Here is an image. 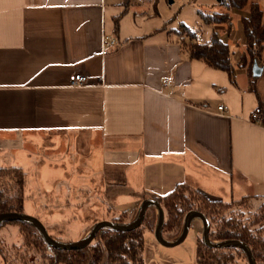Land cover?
<instances>
[{
    "label": "crops",
    "instance_id": "1",
    "mask_svg": "<svg viewBox=\"0 0 264 264\" xmlns=\"http://www.w3.org/2000/svg\"><path fill=\"white\" fill-rule=\"evenodd\" d=\"M199 10L228 11L230 31ZM248 13L218 0H0V166L24 172L23 212L49 231L85 206L110 218L122 210L110 200L134 206L178 183L211 199L264 196V66L237 65ZM181 23L201 42L220 35L233 79L190 56ZM104 35L118 44L103 49ZM72 73L86 83L71 86Z\"/></svg>",
    "mask_w": 264,
    "mask_h": 264
},
{
    "label": "trees",
    "instance_id": "2",
    "mask_svg": "<svg viewBox=\"0 0 264 264\" xmlns=\"http://www.w3.org/2000/svg\"><path fill=\"white\" fill-rule=\"evenodd\" d=\"M218 1L224 4L227 9L245 6L249 9V13L241 17L245 46L237 65L246 67L248 72L252 71V64L255 60L264 66V12L259 4L250 0ZM198 13L204 23H225L226 32L230 31L228 11L206 12L199 10ZM198 30V28H190L181 23L176 32L180 35L182 44L186 46L191 57L226 71L233 79L235 64L231 58L232 51L229 45L216 31L211 34L208 42H201L198 39ZM146 197L157 199L164 210L162 233L177 229L179 226L182 228L185 214L189 210H198L206 216L209 222L208 235L212 241L242 240L250 247L256 262L264 264V222L259 225L264 220V196H243L237 199L238 201L215 202L193 186L187 183H178L163 195L142 196L131 209H122L109 220L119 223L129 222L130 220H127L129 215L133 214L135 207H140L142 200ZM246 198L251 203L257 204L256 208L249 213L250 216H245L243 210L236 208L239 205L238 202ZM24 199V172L15 167L0 166V214L23 212ZM154 213L156 214V226L158 209L150 205L145 211L141 224L135 228L120 230L102 227L89 244L79 248H59L49 245L38 228L28 221L4 220L0 224V228L6 224H17L22 244L27 248L32 246L37 250H42L45 258L42 264H59L61 262L64 264H145L142 255L143 234L144 229L151 225ZM256 224L258 226L255 227ZM2 246L0 236V250H2ZM21 246L14 244L11 249L15 248L19 251ZM2 255L6 258L4 264H15L12 263V260H8L11 252L5 254L2 251ZM196 255L197 264H237V257L246 259L248 264L245 250L235 245L217 247L203 243V249L198 246Z\"/></svg>",
    "mask_w": 264,
    "mask_h": 264
},
{
    "label": "rangeland",
    "instance_id": "3",
    "mask_svg": "<svg viewBox=\"0 0 264 264\" xmlns=\"http://www.w3.org/2000/svg\"><path fill=\"white\" fill-rule=\"evenodd\" d=\"M186 191V190H185ZM187 192V191H186ZM208 197V196H207ZM209 198V197H208ZM211 199V198H209ZM236 199L221 200L212 198L211 200L215 202L219 201H238ZM130 197H120V199L110 200V205L114 210L121 209H131L132 206L127 205V201H130ZM239 205L236 207L243 210L244 215L250 216V212L253 211L257 204L251 203L249 199H244L238 202ZM108 204V205H109ZM101 206L97 207V211L93 210L90 207L85 206L83 209L86 210L83 216L70 218L68 220L63 219L61 222L48 223L49 230L48 232L54 236L62 235L64 238L76 237L81 229H83L87 224L93 225L96 221L101 220ZM155 208L156 205H153ZM139 206L134 208L132 215H129L127 220H135L138 217ZM65 208V207H63ZM106 207H103V213ZM62 210V209H61ZM133 211V210H132ZM70 217V216H69ZM98 217V218H97ZM100 217V218H99ZM109 219V218H104ZM151 225L149 228L144 229V244L142 249V255L144 258L145 264H197V255L196 250L198 246L203 249L202 234L204 232V223L199 216H195L191 219L190 227L187 232L186 237L179 243L175 245H165L159 242L156 238L155 232L153 231L156 223V214L152 215ZM262 220L259 225L263 224ZM127 223V222H126ZM14 226V227H13ZM255 227L258 224L254 225ZM18 225L15 223L6 224L0 228V236L2 240V250H0V264H4L6 258L2 255V251L5 254L11 252V255L8 256V260H12V263L15 264H42L45 260L42 250H37L35 247L27 248L22 244V237L19 233ZM60 231V232H59ZM182 231L181 226L177 229H172L162 233L166 241L170 242L176 239ZM177 236V237H176ZM59 238V239H64ZM22 245L20 250L17 251L15 248L11 249L14 245ZM15 250V251H14ZM23 256V257H22ZM22 257V258H21ZM237 264H247L246 259L242 257H237ZM64 264V263H59Z\"/></svg>",
    "mask_w": 264,
    "mask_h": 264
},
{
    "label": "water",
    "instance_id": "4",
    "mask_svg": "<svg viewBox=\"0 0 264 264\" xmlns=\"http://www.w3.org/2000/svg\"><path fill=\"white\" fill-rule=\"evenodd\" d=\"M262 69L263 67L259 65L257 61L255 60L252 64V74L259 75ZM150 205H156L158 209V220H157V224L155 226L154 232L159 242L165 245H169V246L175 245L181 242L187 235V232L190 227L191 219L195 216H199L203 220V223H204V232L202 234V241L204 244L208 246H217V247L230 246V245L240 246L245 250L247 254L248 264H258L251 252L250 247L242 240L230 239V240H224L220 242L212 241L208 235L209 222L206 216L198 210H189L184 216L183 227H182V231L180 235L173 241H170V242L166 241L162 235V226L164 222V210L162 206L160 205L159 201L153 197H146L142 200L140 207H139V211H138V217L135 220L129 221L127 223H119V222H115L109 219L98 220L91 226V228L87 231V233L82 238L77 239V240L64 241V240H60V239L52 237L49 234L45 224L37 216L26 213V212H9V213L0 214V224L4 220L17 219V220L28 221L34 224L38 228L39 232L41 233V235L43 236V238L46 240V242L49 245L59 247V248H79V247L89 244L94 238L96 232L102 227H112V228H116L120 230H130L132 228H135L136 226L141 224L144 218L145 211L147 207Z\"/></svg>",
    "mask_w": 264,
    "mask_h": 264
},
{
    "label": "built area",
    "instance_id": "5",
    "mask_svg": "<svg viewBox=\"0 0 264 264\" xmlns=\"http://www.w3.org/2000/svg\"><path fill=\"white\" fill-rule=\"evenodd\" d=\"M118 44V41L115 37L104 35L102 46L103 49H108L110 47H114ZM86 83V78L83 74L80 73H72L69 75V84L71 86H80ZM217 109L221 111L220 113H226V106L225 104H219ZM249 120L252 122L260 123L262 118V108L260 106H256L249 115Z\"/></svg>",
    "mask_w": 264,
    "mask_h": 264
}]
</instances>
